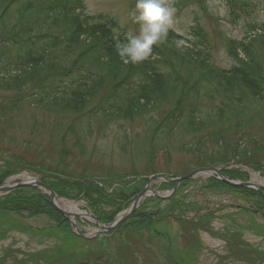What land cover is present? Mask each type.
<instances>
[{"label":"trees","instance_id":"16d2710c","mask_svg":"<svg viewBox=\"0 0 264 264\" xmlns=\"http://www.w3.org/2000/svg\"><path fill=\"white\" fill-rule=\"evenodd\" d=\"M65 2L0 0V28L6 34L0 32V52L3 55L0 56V91L16 92L22 100H32L35 108L55 116L72 117L73 121L85 117L88 122L99 118L104 124L142 121L143 133L148 136L143 151L151 164V172H156L159 153L165 160L170 157L164 139L169 140L174 135L179 136L180 143L193 137L190 144H181L178 150L193 158L200 154L202 165L199 167L256 160L255 168L260 169L264 144L248 136L246 130L251 125H264V32L256 36L253 43L229 48L237 64L228 70L212 66L209 44L198 30V41L190 42L188 47H177L178 38L169 35L164 43L153 49L149 59L125 66L116 52L117 44L123 41L96 35V30L78 18L75 9L66 7ZM10 20L15 22L13 31L9 26ZM103 34L106 35V31ZM27 44H38L40 49L19 51L17 55L8 57L1 51L5 46L22 47ZM237 49L243 53V59ZM19 97L0 103V117L13 111L21 99ZM200 97L212 104L211 108H205L202 117V107L197 103L191 113L186 111L191 102H196L193 99ZM72 125L67 126V135L76 137ZM233 133H237V140H227ZM211 139L217 146L208 151L204 144ZM55 168L52 174L71 181L52 185L59 194L82 197L104 222H110L141 189L131 190L133 187H130L107 195V191L90 178L75 181L77 177L66 165L57 163ZM1 172L0 183L13 171L8 168ZM227 174L243 179L235 172ZM211 181L223 186L218 181ZM241 192L257 200L254 202L255 210L264 209L261 193ZM180 204L172 201L170 210L179 213L191 209L189 205L183 208ZM12 212L44 215L55 220L60 227L66 224L44 196L18 191L0 205V239L5 237V228L18 229L6 217ZM150 214L143 210L136 212L124 229L131 227L132 231H140L153 228L155 224ZM210 217L199 220L203 222ZM183 219L179 220L182 225L186 224ZM115 244L122 246L120 242ZM70 260L62 259L61 263L112 264L107 258L89 255L85 261ZM172 264L180 263L175 261Z\"/></svg>","mask_w":264,"mask_h":264},{"label":"rangeland","instance_id":"374dc122","mask_svg":"<svg viewBox=\"0 0 264 264\" xmlns=\"http://www.w3.org/2000/svg\"><path fill=\"white\" fill-rule=\"evenodd\" d=\"M183 1L177 7L178 0H174L176 12L170 29L186 34L195 21L200 23L212 40V60L219 67L232 65L220 37L241 40L249 32L250 24L264 23V0H240L248 9L241 11L236 19L229 16L226 0ZM84 3L89 14H108L117 20L122 32L129 36L139 34L140 25L131 15L136 0H84ZM247 14L249 16H244ZM9 23L13 31L15 22L10 20ZM0 32L4 33V30L0 28ZM1 49H4L1 50L4 55H7V50L11 54L16 50L11 45ZM0 56H3L1 52ZM17 96L19 94L1 90L0 103ZM196 103L202 107L201 117L205 108L212 106L202 98ZM30 104L33 102L20 101L11 113L0 119V174L9 168L14 174L40 179L42 174L33 169L41 167L54 171L59 161L72 170L77 177L75 181L96 179V182L107 185L110 190L107 195H111L130 187H133L131 190L142 188L147 178L163 176L164 170H171L170 177L181 176L202 165L200 154L193 158L178 150L179 145L190 144L193 137L180 143L177 139L179 136L174 135L169 140L164 139L170 157L165 160L160 153L157 155L155 167L158 173L154 175L149 171L151 164L143 151L148 136L143 133L142 121L104 124L98 118L88 122L86 117V120L73 121L72 117L55 116ZM72 122L76 124L82 149L75 145L71 135H67V125ZM263 126L251 125L246 133L251 138L261 140L264 136ZM226 139L237 140V133ZM204 145L208 151H213L217 146L212 139ZM254 161L249 162L254 164ZM253 168L231 166V169L247 175L249 180L254 179ZM256 175L260 180L264 179L261 173ZM162 184L160 179H156L151 187L158 189ZM210 186L208 178L201 177L184 184L179 195L190 203V210L179 213L176 210L173 219L161 220L151 229L132 231L131 227H127L125 231L115 233L111 242H107H110L108 251L98 248L97 242L72 238L66 228H59L51 221L52 218L24 217L21 214L6 216L19 228L14 231L5 228V238L0 240V264H62V259L85 261L88 255L107 258L112 264H165L162 252L166 243L155 234L156 231L171 239L173 246L169 259L185 258L192 252L193 255L186 258L191 259L187 262L190 264H264V209L255 210L254 202L257 200L250 195L247 197L241 190ZM182 206L185 208L187 205ZM150 207L153 210L159 207L163 209L164 204L156 206L151 203L145 210L152 211ZM169 208L170 204H167L166 210ZM80 209H83L82 205ZM212 212L210 218L203 222L199 220L202 214ZM179 218H184L186 224L182 225ZM84 227L87 231L90 229ZM127 231L130 233L127 234ZM116 242L122 246L118 247Z\"/></svg>","mask_w":264,"mask_h":264},{"label":"clouds","instance_id":"9594fccd","mask_svg":"<svg viewBox=\"0 0 264 264\" xmlns=\"http://www.w3.org/2000/svg\"><path fill=\"white\" fill-rule=\"evenodd\" d=\"M175 12L174 0H136L131 15L140 25V31L128 38L126 43L117 44L116 52L121 63L136 65L149 59L153 46L166 41Z\"/></svg>","mask_w":264,"mask_h":264},{"label":"water","instance_id":"95a60500","mask_svg":"<svg viewBox=\"0 0 264 264\" xmlns=\"http://www.w3.org/2000/svg\"><path fill=\"white\" fill-rule=\"evenodd\" d=\"M206 171H212V172H214L215 174H217L218 176H219V178L223 181V182H225V183H228V184H231V185H233V186H237V187H245V188H249V187H256V186H254L253 184H251V183H242V182H233V181H229L228 179H226L222 174H220V172L218 171V170H216V169H214V168H210V169H208V170H199V171H197V172H194V173H192V174H190L187 178H191V177H193V176H195V175H197V174H200V173H203V172H206ZM179 182V181H178ZM32 185H39L40 186V183L39 182H34ZM257 189H263L264 187H262V186H258V187H256ZM11 188H4V187H0V192L1 191H8V190H10ZM148 191H150L149 189H148V187H146L145 188V190L137 197V199H136V201L133 203V205H132V208H131V210L129 211V213L128 214H126V215H124V216H122L121 218H120V220L115 224V225H101L100 223H98V222H96V224H98L99 226H100V228L102 229V231L101 232H98L97 234H96V236H101V235H105V234H111V233H113V232H115L118 228H119V226L126 220V218L129 216V214H131L135 209H136V207L140 204V202L142 201V199L144 198V196H145V194H146V192H148ZM153 195H155V196H158V194L155 192V191H150ZM50 198H51V201H52V203L54 204V202H53V199L55 198V195H54V193H52V192H50ZM54 206L57 208V209H59L55 204H54ZM62 212V214L66 217V218H69V215L68 214H66L65 212H63V211H61ZM71 224V227L72 228H74L76 231H77V233L80 235V236H82V234H81V232L78 230V228L75 226V224H73V223H70Z\"/></svg>","mask_w":264,"mask_h":264},{"label":"bare ground","instance_id":"6f19581e","mask_svg":"<svg viewBox=\"0 0 264 264\" xmlns=\"http://www.w3.org/2000/svg\"><path fill=\"white\" fill-rule=\"evenodd\" d=\"M206 177V176H205ZM24 180H27V178H23ZM254 183L259 184V185H263L264 186V181L263 180H259L257 177H254ZM56 204L66 210H68V212L73 213V214H78L82 217L83 213L80 210V205L79 204H72L70 202H64L61 200H55Z\"/></svg>","mask_w":264,"mask_h":264}]
</instances>
